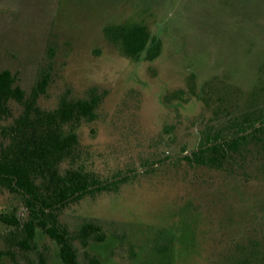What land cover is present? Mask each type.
<instances>
[{"label": "rangeland", "instance_id": "obj_1", "mask_svg": "<svg viewBox=\"0 0 264 264\" xmlns=\"http://www.w3.org/2000/svg\"><path fill=\"white\" fill-rule=\"evenodd\" d=\"M3 70L27 98L46 78L38 105L47 111L94 88L104 94L96 119L76 129L73 166L101 179L141 173L195 149L218 106L197 95L167 101L176 90L213 88L237 113L263 88L264 104V0H0ZM11 107L15 117L25 110ZM12 122L0 119V146ZM21 201L0 190V211L16 206L23 215ZM59 219L71 232L91 222L105 234L75 240L80 264H245L253 255L264 264V172L246 183L160 167L67 205ZM7 234L0 222V250H11L3 264H63L44 233L30 249L7 243Z\"/></svg>", "mask_w": 264, "mask_h": 264}, {"label": "trees", "instance_id": "obj_2", "mask_svg": "<svg viewBox=\"0 0 264 264\" xmlns=\"http://www.w3.org/2000/svg\"><path fill=\"white\" fill-rule=\"evenodd\" d=\"M47 83L43 78L27 98L10 70L0 72V119L13 118L5 129L8 142L0 146V190L19 194L21 209H24L23 215H19L16 206L0 211V222L8 228L6 242L20 249L32 248L41 232L58 244L63 264H80L75 240L88 244L91 240L103 241L105 234L91 222L71 232L60 221L59 212L96 192L116 191L121 183L141 173H153L160 167L173 171L195 168L223 172L243 178L246 183L264 172V104L259 101L263 88L253 94L249 109L237 113L229 112L222 104L225 97H220L213 88L202 87L199 93L194 88L176 90L167 96V101L188 100L197 95L210 108L211 101L218 100L212 116L202 122L197 147L173 159L149 162L141 173L130 168L101 179L96 173L74 167L73 162L79 147L76 129L82 122L96 119V109L105 95L94 88L83 98L62 100L58 107L47 111L38 105ZM11 101L25 106L17 117ZM10 254V248L0 250V264L3 256ZM256 258L248 256L245 264H261Z\"/></svg>", "mask_w": 264, "mask_h": 264}, {"label": "water", "instance_id": "obj_3", "mask_svg": "<svg viewBox=\"0 0 264 264\" xmlns=\"http://www.w3.org/2000/svg\"><path fill=\"white\" fill-rule=\"evenodd\" d=\"M188 153H190V152H188Z\"/></svg>", "mask_w": 264, "mask_h": 264}]
</instances>
